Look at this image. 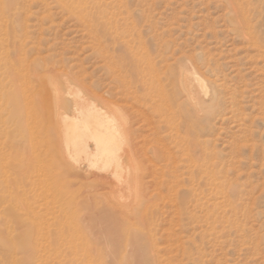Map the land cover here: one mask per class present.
Wrapping results in <instances>:
<instances>
[{
  "label": "rangeland",
  "instance_id": "374dc122",
  "mask_svg": "<svg viewBox=\"0 0 264 264\" xmlns=\"http://www.w3.org/2000/svg\"><path fill=\"white\" fill-rule=\"evenodd\" d=\"M65 78L120 179L67 150ZM0 264H264V0H0Z\"/></svg>",
  "mask_w": 264,
  "mask_h": 264
},
{
  "label": "bare ground",
  "instance_id": "6f19581e",
  "mask_svg": "<svg viewBox=\"0 0 264 264\" xmlns=\"http://www.w3.org/2000/svg\"><path fill=\"white\" fill-rule=\"evenodd\" d=\"M182 75L183 89L188 94V99L197 107L194 93L196 91L201 92L200 88H202V93L207 94L205 82L202 77L191 78L188 74ZM70 86V80L65 78L61 86L54 87L55 90L52 94L54 99L60 103L57 110L61 112V115L66 117L68 111H73L72 114L75 116L74 120L70 119L71 121H69L68 119L64 125L63 133H65L67 150L78 158L84 156L90 165L103 172L104 177L112 174L114 178L120 179V161L115 127L106 123L104 120L106 114L96 107L97 105L93 103L91 97L81 92L72 91ZM90 141L94 142L95 150L90 149ZM114 182L118 183V180Z\"/></svg>",
  "mask_w": 264,
  "mask_h": 264
}]
</instances>
